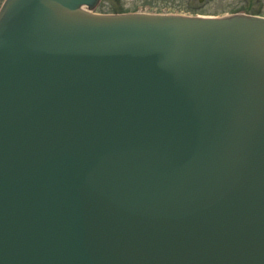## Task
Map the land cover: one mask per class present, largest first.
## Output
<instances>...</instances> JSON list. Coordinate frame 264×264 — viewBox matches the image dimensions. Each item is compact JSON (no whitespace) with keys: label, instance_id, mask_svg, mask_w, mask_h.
<instances>
[{"label":"water","instance_id":"water-1","mask_svg":"<svg viewBox=\"0 0 264 264\" xmlns=\"http://www.w3.org/2000/svg\"><path fill=\"white\" fill-rule=\"evenodd\" d=\"M0 10V264H264V17Z\"/></svg>","mask_w":264,"mask_h":264},{"label":"rangeland","instance_id":"rangeland-1","mask_svg":"<svg viewBox=\"0 0 264 264\" xmlns=\"http://www.w3.org/2000/svg\"><path fill=\"white\" fill-rule=\"evenodd\" d=\"M4 0H0V7ZM97 13H173L191 16L235 14L264 17V0H102Z\"/></svg>","mask_w":264,"mask_h":264},{"label":"bare ground","instance_id":"bare-ground-1","mask_svg":"<svg viewBox=\"0 0 264 264\" xmlns=\"http://www.w3.org/2000/svg\"><path fill=\"white\" fill-rule=\"evenodd\" d=\"M207 17L213 18V17H215V16H207Z\"/></svg>","mask_w":264,"mask_h":264}]
</instances>
